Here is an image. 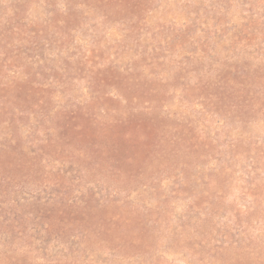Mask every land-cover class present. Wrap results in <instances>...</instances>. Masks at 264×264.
Segmentation results:
<instances>
[{"label": "rangeland", "instance_id": "374dc122", "mask_svg": "<svg viewBox=\"0 0 264 264\" xmlns=\"http://www.w3.org/2000/svg\"><path fill=\"white\" fill-rule=\"evenodd\" d=\"M0 264H264V0H0Z\"/></svg>", "mask_w": 264, "mask_h": 264}]
</instances>
